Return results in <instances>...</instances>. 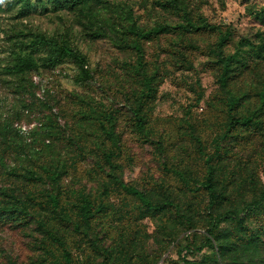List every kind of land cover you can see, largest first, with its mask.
I'll return each instance as SVG.
<instances>
[{
  "label": "rangeland",
  "instance_id": "1",
  "mask_svg": "<svg viewBox=\"0 0 264 264\" xmlns=\"http://www.w3.org/2000/svg\"><path fill=\"white\" fill-rule=\"evenodd\" d=\"M180 1L193 19L230 27L224 54L234 60L226 90L240 98L238 115L255 110L264 84V0ZM168 2L0 3V264H59L54 239L69 251L71 264H229L233 258L264 264V244L255 255L240 250L221 258L215 247L187 253L203 241L207 197L167 170L190 183L203 179L196 137L203 151L217 152L215 184L223 193L214 214L257 201L264 191V111L257 126L225 133V90L212 55L216 35L202 31H169L141 42L152 89L144 96L142 78L130 67L134 51L120 47L131 41L125 13L142 29L175 25L180 20ZM29 33L66 41L85 57L92 83L83 82L70 61L45 66L48 52L28 45ZM18 57L31 58L37 71L18 72ZM129 108L144 118L143 133ZM99 122L119 140L111 162L105 155L114 147ZM12 123L30 133L15 134ZM118 182L142 189L152 203L177 204L189 224L166 205L141 207ZM82 196L106 208L89 223L77 210ZM50 197L58 200L57 210ZM254 233L264 243V205L243 227L221 224L216 237L243 243Z\"/></svg>",
  "mask_w": 264,
  "mask_h": 264
},
{
  "label": "trees",
  "instance_id": "2",
  "mask_svg": "<svg viewBox=\"0 0 264 264\" xmlns=\"http://www.w3.org/2000/svg\"><path fill=\"white\" fill-rule=\"evenodd\" d=\"M26 1V0H25ZM57 2H64L66 4L76 6L83 5L86 6L92 2V0H55ZM167 5L173 9V11L178 15L180 22L175 25H167V24H158L154 27L148 29H142L135 25L131 12L125 13V21L127 22V26L125 28V33L130 36L131 41L129 43H123L120 47H125L134 51L136 56V60L134 64H131L130 67L133 68L142 78V81L145 85V93L144 96L147 97L152 92L151 89V79L147 77L145 69H144V54L141 47V42L144 40H152L160 36L162 33L169 31H180L182 33L188 34L193 32H209L214 33L216 35V42L213 46L212 55L219 64V74L217 78V83L222 90H225V107H226V129L225 133H230L231 131L237 128H248L255 127L258 125V115L261 111H264V84H262L261 89L258 92V106L255 110L251 111L246 115H238L236 113V107L239 103V97L233 95L229 91L226 90L228 86V82L230 79V71L231 66L233 64L234 57L232 55H225L224 48L231 41V30L229 26H222L216 24H210L207 20L198 15L196 18H192L189 10L187 8V4L180 0H169ZM29 37L28 45L35 47H42L47 50L48 55L44 58L43 63L45 66H55L63 61H70L79 69V75L83 82L92 83L93 75L86 67L85 57L80 54L78 51L70 48L66 41L56 40L51 37H46L43 34L38 33H29L27 35ZM241 43V42H240ZM242 45V44H241ZM17 69L18 72L21 71H37V66L35 62L31 58H17ZM201 99V96L198 95L196 101L198 102ZM129 116L133 121V125L135 130L143 133L145 130L144 118L139 114V111L134 108L128 109ZM14 124L12 123L11 128L15 132V134H20L18 130L14 128ZM101 130L108 135V138L112 142L114 147L113 150L109 151L105 157L108 162H111L113 158L117 156V152L120 150L119 140L113 135V133L109 130L105 129V126L99 122ZM30 133V130H29ZM28 133V134H29ZM193 130L191 128V134ZM21 135V134H20ZM197 144V152L203 158V162L205 165L204 168V176L203 179L199 182L192 181L189 182L188 179L184 177L181 172L167 170L173 173L176 178L182 183V185L190 191H203L207 197L206 204V221H205V233L203 235V241L201 244L190 248L186 247L187 253L191 255H195L201 252L205 248L215 247L218 255L222 258H225L227 253L234 254L242 251H247L255 255L256 251L260 250V246L264 243L259 242V238L261 236L260 233H254L253 237H248V239H244L242 243L241 240H236L233 242H228L227 244H223L222 238L218 241L216 237V233L221 224L223 223H231L238 227H243L246 219L255 214L262 205H264V191L258 196L257 201H251L246 203L239 211L237 210H224L220 213L214 214V209L218 206L220 198L222 196V191L219 190L215 184V159L217 158V152L212 154L206 153L202 149L201 142L198 138L193 137ZM119 188L126 193L127 195L135 198L141 207L148 210H159L164 205L174 208L176 215L183 219L187 224H189V219L179 214L178 205L174 204L170 201H165L163 203H152L151 200L147 197L146 193L139 188L125 185L122 182H118ZM50 205L53 209L57 210L59 207L58 200L56 197H50L49 199ZM105 206L103 203L82 196L79 199L77 210L81 215L84 222L89 223L91 218L96 215H100L104 212ZM187 238V237H186ZM54 243L60 249L59 255V264H71L69 251L66 247L57 239L53 240ZM213 241L216 243L213 246ZM185 264H196V262H187L185 260ZM218 264V263H217ZM228 264V263H227ZM229 264H241L239 260L232 259Z\"/></svg>",
  "mask_w": 264,
  "mask_h": 264
},
{
  "label": "built area",
  "instance_id": "3",
  "mask_svg": "<svg viewBox=\"0 0 264 264\" xmlns=\"http://www.w3.org/2000/svg\"><path fill=\"white\" fill-rule=\"evenodd\" d=\"M14 128L16 130H18V132L22 135H28L29 133V129L28 127L24 126V125H21V124H18V123H15L14 124Z\"/></svg>",
  "mask_w": 264,
  "mask_h": 264
},
{
  "label": "clouds",
  "instance_id": "4",
  "mask_svg": "<svg viewBox=\"0 0 264 264\" xmlns=\"http://www.w3.org/2000/svg\"><path fill=\"white\" fill-rule=\"evenodd\" d=\"M4 2V0H0V3H3Z\"/></svg>",
  "mask_w": 264,
  "mask_h": 264
}]
</instances>
